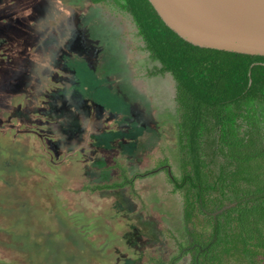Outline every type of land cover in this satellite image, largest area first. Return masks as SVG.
Masks as SVG:
<instances>
[{"label": "rangeland", "instance_id": "rangeland-1", "mask_svg": "<svg viewBox=\"0 0 264 264\" xmlns=\"http://www.w3.org/2000/svg\"><path fill=\"white\" fill-rule=\"evenodd\" d=\"M157 66L112 3L0 0V264L172 255L165 230L181 203L154 160L176 158L162 117L177 108L176 82L150 75ZM116 160L143 177L85 190L116 181Z\"/></svg>", "mask_w": 264, "mask_h": 264}, {"label": "trees", "instance_id": "trees-1", "mask_svg": "<svg viewBox=\"0 0 264 264\" xmlns=\"http://www.w3.org/2000/svg\"><path fill=\"white\" fill-rule=\"evenodd\" d=\"M90 1L130 14L160 64L150 75L169 73L176 82L177 108L162 116L173 123L176 158L154 161L181 208L165 230L172 255L149 263L264 264V55L194 45L150 0ZM111 169L116 181L85 190L133 187L143 177L119 160Z\"/></svg>", "mask_w": 264, "mask_h": 264}, {"label": "water", "instance_id": "water-1", "mask_svg": "<svg viewBox=\"0 0 264 264\" xmlns=\"http://www.w3.org/2000/svg\"><path fill=\"white\" fill-rule=\"evenodd\" d=\"M165 23L205 48L264 55V0H150Z\"/></svg>", "mask_w": 264, "mask_h": 264}]
</instances>
